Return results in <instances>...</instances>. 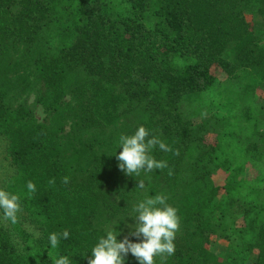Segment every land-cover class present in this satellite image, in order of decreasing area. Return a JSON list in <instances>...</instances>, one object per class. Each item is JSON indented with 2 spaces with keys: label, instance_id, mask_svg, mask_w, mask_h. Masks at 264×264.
I'll list each match as a JSON object with an SVG mask.
<instances>
[{
  "label": "trees",
  "instance_id": "trees-1",
  "mask_svg": "<svg viewBox=\"0 0 264 264\" xmlns=\"http://www.w3.org/2000/svg\"><path fill=\"white\" fill-rule=\"evenodd\" d=\"M263 41L264 0H0V136L16 170L6 190L24 212L15 223L0 212V264H88L96 238L127 235L148 195L180 219L174 254L154 264H235L236 253L264 264ZM217 71L237 90L219 88ZM140 125L171 150L151 151L164 168L130 176L118 140Z\"/></svg>",
  "mask_w": 264,
  "mask_h": 264
},
{
  "label": "clouds",
  "instance_id": "clouds-1",
  "mask_svg": "<svg viewBox=\"0 0 264 264\" xmlns=\"http://www.w3.org/2000/svg\"><path fill=\"white\" fill-rule=\"evenodd\" d=\"M157 146L163 151L171 150L163 140L150 135L143 125L138 126L131 134H122L117 147L121 149L117 155L118 168L130 176L139 175L141 170L149 172L164 168L165 162L156 160L151 154L152 149ZM67 179L64 178L65 183ZM26 187L29 194L36 191V185L31 180L27 182ZM139 187H144L143 181L139 183ZM19 202V195L0 188V212L12 223L17 220ZM132 212L131 217L135 222L128 225V234L118 239L114 230L107 229L92 244L90 255H87L88 264H127L129 254L136 258L138 264H154V256L174 254V240L180 219L177 209L167 203L166 196L148 195L133 205ZM69 235L67 229L62 233H49V247L56 249L60 241L67 239ZM54 264L72 262L68 255H57Z\"/></svg>",
  "mask_w": 264,
  "mask_h": 264
},
{
  "label": "rangeland",
  "instance_id": "rangeland-1",
  "mask_svg": "<svg viewBox=\"0 0 264 264\" xmlns=\"http://www.w3.org/2000/svg\"><path fill=\"white\" fill-rule=\"evenodd\" d=\"M246 18H247V21L251 22V23L260 21V18H253V16H251V15H247ZM215 76H216L217 80L221 83L219 88H223L221 86H226V87L232 86L234 91L237 90L236 89V87H237L236 83L233 82L235 84V86H234L232 84V82H230L228 80L227 76L224 73L217 71ZM256 94L258 95L256 102H257V104L261 105L262 104L261 90L257 91ZM34 103H35V97H30L29 98V104L33 105ZM35 115H36V118L40 122H46L48 120V116L41 106H37V105L35 106ZM196 122L200 123V118L196 119ZM70 129H71V127L69 124L68 126H66V133H69ZM210 138H211V141H213V143L216 142V136L215 135H213V134L210 135ZM8 146H9V142L4 137L0 136V188H4V189H6L9 178L12 177L16 172L15 168L11 164V160L9 159ZM254 172L255 171H252V172L247 171L245 174L242 175V177L244 179L250 181L253 177L252 175H255ZM220 178H221V180H218L217 185L223 186L224 183L221 182L223 180V176ZM21 215L24 216V212H23L21 205H20L17 216L21 217ZM0 222H1V219H0ZM8 224L9 223L7 222V225ZM29 230L34 231V229L32 227H29ZM212 248L217 252H219V251L223 252L224 251L223 253H225V250L229 249V242L226 241L225 239H223V240L216 239L214 241V243L212 244ZM250 257L251 256H248L246 254H237L236 253V256L234 257V262H235V264H251L252 260Z\"/></svg>",
  "mask_w": 264,
  "mask_h": 264
}]
</instances>
